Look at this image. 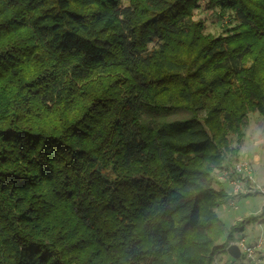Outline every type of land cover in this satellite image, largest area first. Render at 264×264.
Instances as JSON below:
<instances>
[{
	"label": "trees",
	"instance_id": "trees-1",
	"mask_svg": "<svg viewBox=\"0 0 264 264\" xmlns=\"http://www.w3.org/2000/svg\"><path fill=\"white\" fill-rule=\"evenodd\" d=\"M201 1L0 0V264H214L262 219L211 174L264 119V0H206L216 37Z\"/></svg>",
	"mask_w": 264,
	"mask_h": 264
},
{
	"label": "rangeland",
	"instance_id": "rangeland-1",
	"mask_svg": "<svg viewBox=\"0 0 264 264\" xmlns=\"http://www.w3.org/2000/svg\"><path fill=\"white\" fill-rule=\"evenodd\" d=\"M206 0L199 3V9L193 11L191 22H204L206 36H221L223 25L228 24L226 17L223 22L219 21L217 15L208 10ZM168 96L161 101L166 102ZM172 118V117H170ZM247 125L243 128V142L238 147L236 158L230 150L234 148L235 137L229 135L231 140L230 149L224 158V167L222 169H213L212 178L214 180L213 187L221 188L226 195H241L228 204L221 205L217 208L216 213L221 223L224 224L226 232L234 225H240V221H245L249 217H259L256 224L245 227L242 234H234L233 239L229 242L225 236L220 239V244L227 246L238 245L243 242L244 248L249 251L241 253L242 260L231 259L228 255L218 254L214 264H264V119L257 113L247 116ZM231 158V159H230ZM230 159V161H229ZM245 164L247 166V174L240 175L231 174L229 178L225 177L228 172H232L234 167ZM235 173V172H234ZM231 180H238L239 189L231 186ZM249 196V197H245ZM226 248V249H227Z\"/></svg>",
	"mask_w": 264,
	"mask_h": 264
},
{
	"label": "built area",
	"instance_id": "built-area-1",
	"mask_svg": "<svg viewBox=\"0 0 264 264\" xmlns=\"http://www.w3.org/2000/svg\"><path fill=\"white\" fill-rule=\"evenodd\" d=\"M234 172H235V173H234ZM246 172H247V166H246L245 164H242V165H238V166L234 167L233 171H232V172L229 171L228 174H226L225 177L229 178V176H230L231 174H234V175H235V174L240 175V174H243V173L247 174ZM230 184H231V186H233L236 190L239 189V185H240V183H239L238 180H231ZM238 249H239L240 253H242L243 251H249L248 248H246V249L244 248L243 242H241V244L238 245ZM249 252H250V251H249Z\"/></svg>",
	"mask_w": 264,
	"mask_h": 264
},
{
	"label": "water",
	"instance_id": "water-1",
	"mask_svg": "<svg viewBox=\"0 0 264 264\" xmlns=\"http://www.w3.org/2000/svg\"><path fill=\"white\" fill-rule=\"evenodd\" d=\"M225 252L227 253V255L231 258V259H234V260H238L241 256V253L238 249V247L236 245H231L229 246Z\"/></svg>",
	"mask_w": 264,
	"mask_h": 264
}]
</instances>
